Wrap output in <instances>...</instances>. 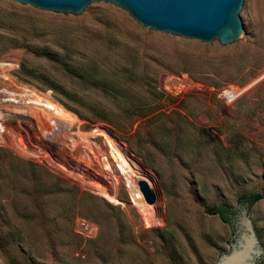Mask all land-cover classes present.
Instances as JSON below:
<instances>
[{
  "label": "rangeland",
  "instance_id": "1",
  "mask_svg": "<svg viewBox=\"0 0 264 264\" xmlns=\"http://www.w3.org/2000/svg\"><path fill=\"white\" fill-rule=\"evenodd\" d=\"M4 13L26 16L23 28L34 24L42 35L17 34ZM239 15L246 35L221 45L145 28L111 3L72 15L0 0V62H18L0 86L31 89L66 109L60 98L86 116L68 110L78 122L49 139L34 121L6 120L9 133L27 131L31 149L53 156L49 165L0 146V264H182L177 248L192 264H216L234 231L207 207L237 208L239 196L255 192L262 197L250 208L264 229V0H244ZM86 66L91 82L80 75ZM179 71L205 85L250 87L231 104L214 94H162L161 79ZM108 140L149 174L159 222L145 223ZM81 219L92 234L77 228Z\"/></svg>",
  "mask_w": 264,
  "mask_h": 264
},
{
  "label": "water",
  "instance_id": "2",
  "mask_svg": "<svg viewBox=\"0 0 264 264\" xmlns=\"http://www.w3.org/2000/svg\"><path fill=\"white\" fill-rule=\"evenodd\" d=\"M34 8L79 15L92 2L114 4L141 26L183 38L227 45L246 35L239 15L244 0H11ZM142 172H147L139 165ZM137 185L146 203L156 199L153 187L144 179ZM239 208L243 211L239 212ZM231 249L221 250L216 264H264V229L255 224V212L239 204L233 218ZM182 264H192L177 248Z\"/></svg>",
  "mask_w": 264,
  "mask_h": 264
},
{
  "label": "built area",
  "instance_id": "3",
  "mask_svg": "<svg viewBox=\"0 0 264 264\" xmlns=\"http://www.w3.org/2000/svg\"><path fill=\"white\" fill-rule=\"evenodd\" d=\"M0 63L4 65L2 68V74H0V78L7 82L10 80L11 74L15 71V69L18 68V62L16 60H10L2 61ZM248 87H250V85L242 87L232 82L226 83L221 87L205 85L201 80L193 77L187 71L166 74L161 79L159 84L160 91L166 96L182 98L188 94L205 95L207 93L214 94L218 99L226 104H231L237 100L241 94L246 89H248ZM33 92L35 91L26 88L23 93H19L17 91L11 90L8 85L0 86V101H2V103H6L9 99V101L17 108V112L13 116L5 118L0 116V146L10 147L15 154L26 156V158L33 157L38 162H41L42 159H44L45 162L51 165L50 162H48V159H52V150L43 148V155H47L48 158H42L39 152H35L28 146V141L26 139L30 137V134L27 131L26 136L21 132L16 131L9 133L5 123L9 118H15L18 122L21 120H28L30 122L34 121L41 136L46 139L52 138V136H54L51 133H47L46 135V130L42 125H40L38 119L35 118V116H38L40 113L39 105L32 103L27 97V95L32 94ZM52 127H54V124L51 125V128ZM7 133L10 134V139H7ZM101 159L103 158L101 157ZM56 164L58 166L64 165L58 162ZM109 183L111 184L110 181ZM126 186L129 188L128 182L126 183ZM137 190L138 193H134L135 198H137V194L142 195L138 185ZM134 196L130 197L132 201ZM77 228L85 235L92 234L91 225L83 219L77 221Z\"/></svg>",
  "mask_w": 264,
  "mask_h": 264
},
{
  "label": "bare ground",
  "instance_id": "4",
  "mask_svg": "<svg viewBox=\"0 0 264 264\" xmlns=\"http://www.w3.org/2000/svg\"><path fill=\"white\" fill-rule=\"evenodd\" d=\"M261 78V77H260ZM259 78V79H260ZM258 79V80H259ZM256 82V81H255ZM27 97L31 100L32 103L39 105L40 113L38 116H35L38 119L40 125L44 127L47 133H51L53 135L59 134L65 130L70 129L72 124L78 122V119L75 115H73L70 111L64 109L54 101L48 99L45 96H42L36 92L27 95ZM17 112V108L9 101L6 103H2L0 101V116L1 117H10L15 115ZM80 121V120H79ZM54 124V127L51 128V125ZM84 140V139H82ZM108 145L110 147L109 154L115 157L118 160V169L124 175L125 180L129 185V192L131 196H134V193L137 192V180L144 179L147 182H151L149 174L146 172L139 173L137 170H134V166L128 160L127 156L116 147L113 142L108 140ZM104 159L103 166L105 168H110V164L106 161L107 157L102 156ZM141 171V170H140ZM111 177L112 173H106ZM114 177V176H113ZM114 183L115 179H111ZM112 186V185H111ZM152 186V184H151ZM99 191L103 196L108 198L111 201H115V197L113 194L107 191L105 186H99ZM114 187V185L112 186ZM114 189V188H113ZM133 203L141 212L143 219L147 225L155 224L162 219V205L161 202L157 201L155 204L151 205L145 202L143 196L141 194H137V198L133 197Z\"/></svg>",
  "mask_w": 264,
  "mask_h": 264
},
{
  "label": "trees",
  "instance_id": "5",
  "mask_svg": "<svg viewBox=\"0 0 264 264\" xmlns=\"http://www.w3.org/2000/svg\"><path fill=\"white\" fill-rule=\"evenodd\" d=\"M8 13H4L2 18H10L12 22H10L11 24H9V29L15 31L17 34H23L24 31L28 32V33H32V35L36 36L42 35V32L40 30H37V28L35 27L34 24L29 25L30 28L25 29L23 28L24 25L27 26V20L28 18L26 16H19L16 14H8ZM2 18L0 19V26L5 23L4 20H2ZM24 36V35H23ZM22 36V39H24ZM17 43V42H14ZM33 48V52L37 51V48L32 47ZM57 61H61L58 58H55ZM63 61V60H62ZM69 69L71 70V72L76 73L77 69L72 66L69 67ZM22 70V69H21ZM81 77L86 81V82H91L93 80V75L94 72H92L90 70V68L88 66H86L81 72H80ZM192 75V74H191ZM193 76V75H192ZM195 77V76H193ZM196 78V77H195ZM49 81V86L53 87L52 85H54V81L50 78H48ZM105 83V78L102 76V74L99 76V84H101L102 89L105 87L104 86ZM117 94H119L120 92L118 90L115 91ZM67 95L72 96V98H70L71 100H73V97L75 96L74 92L72 91H67ZM162 93V92H161ZM163 94V93H162ZM59 102L62 104V106H64L67 110H70L71 112L76 113L78 116L80 117H86L78 108L76 105L74 104H70L62 99L59 98ZM119 104H122L121 102H119ZM122 107V106H121ZM100 118H94L92 120H98ZM5 149L3 147H0V153L5 152ZM262 197V194H260L259 192H255V193H250V194H242L241 196H239L238 199V203L241 205H246L248 210H250V207L256 203L260 198ZM207 212L210 214H214L217 215L223 222L229 223L233 226L232 222H233V218H234V214L236 212V208H230L229 206H227L226 204H214L211 205L209 207H207ZM262 258L258 261L257 264H260L262 261Z\"/></svg>",
  "mask_w": 264,
  "mask_h": 264
}]
</instances>
